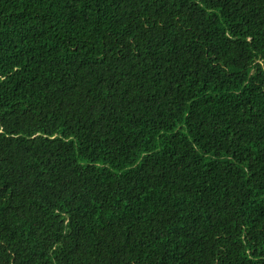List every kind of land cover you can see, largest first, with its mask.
Returning a JSON list of instances; mask_svg holds the SVG:
<instances>
[{
    "label": "trees",
    "instance_id": "1",
    "mask_svg": "<svg viewBox=\"0 0 264 264\" xmlns=\"http://www.w3.org/2000/svg\"><path fill=\"white\" fill-rule=\"evenodd\" d=\"M0 264H264V0H0Z\"/></svg>",
    "mask_w": 264,
    "mask_h": 264
}]
</instances>
